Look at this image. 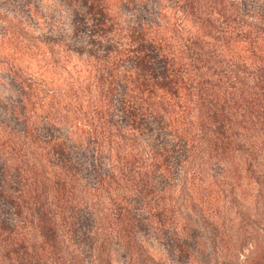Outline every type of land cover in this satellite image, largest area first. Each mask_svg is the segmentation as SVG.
I'll return each mask as SVG.
<instances>
[{
	"label": "trees",
	"instance_id": "16d2710c",
	"mask_svg": "<svg viewBox=\"0 0 264 264\" xmlns=\"http://www.w3.org/2000/svg\"><path fill=\"white\" fill-rule=\"evenodd\" d=\"M45 1L0 0V264H264V0Z\"/></svg>",
	"mask_w": 264,
	"mask_h": 264
},
{
	"label": "rangeland",
	"instance_id": "374dc122",
	"mask_svg": "<svg viewBox=\"0 0 264 264\" xmlns=\"http://www.w3.org/2000/svg\"><path fill=\"white\" fill-rule=\"evenodd\" d=\"M49 2H50V0H46L44 3H49ZM150 248H151L152 253L155 254L156 256L160 255L161 257H163L162 255H165V253L160 249L159 245L154 244V245H151ZM120 257L121 256L118 253H115V258L117 260H121L122 257L121 258ZM173 261H175V260H173Z\"/></svg>",
	"mask_w": 264,
	"mask_h": 264
}]
</instances>
